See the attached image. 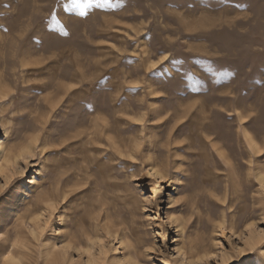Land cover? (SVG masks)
<instances>
[{"label": "rangeland", "instance_id": "1", "mask_svg": "<svg viewBox=\"0 0 264 264\" xmlns=\"http://www.w3.org/2000/svg\"><path fill=\"white\" fill-rule=\"evenodd\" d=\"M68 3L0 0V264H264V0Z\"/></svg>", "mask_w": 264, "mask_h": 264}, {"label": "bare ground", "instance_id": "2", "mask_svg": "<svg viewBox=\"0 0 264 264\" xmlns=\"http://www.w3.org/2000/svg\"><path fill=\"white\" fill-rule=\"evenodd\" d=\"M192 107V106H191ZM207 107V106H206ZM205 107V108H206ZM200 108V107H199ZM198 108V109H199ZM190 111V110H189ZM199 111V110H198ZM195 112V111H194ZM200 113V112H199ZM199 115V114H198ZM194 117V116H193ZM191 118V117H190ZM189 118V119H190ZM202 118V117H201ZM194 119V118H193ZM203 119V118H202ZM193 121V120H192ZM199 130V129H198ZM200 133V132H199ZM19 148V149H18ZM18 148H11L10 147V149L6 152V153H4V151H5V143L1 140L0 141V156L2 155V153H4V155L2 156V159L1 160H3V165L4 166H9V165H11L10 163L12 162V163H14V162H16L17 160H18V158H22L23 159V157L24 156H26L27 154H30V152H29V149H23V148H20V147H18ZM16 149H18V151L16 150ZM25 159V158H24ZM2 168V167H1ZM0 168V169H1ZM7 167H5L4 169H6ZM3 169V170H4ZM154 173V175H156V172H153ZM175 249V255H176V258H181V253H180V249L179 248H174Z\"/></svg>", "mask_w": 264, "mask_h": 264}, {"label": "snow or ice", "instance_id": "3", "mask_svg": "<svg viewBox=\"0 0 264 264\" xmlns=\"http://www.w3.org/2000/svg\"><path fill=\"white\" fill-rule=\"evenodd\" d=\"M107 3H108V0H69L68 9L70 11L77 10L79 11V14L83 16L85 15L84 10L86 8H90L93 4H97L98 6H103L104 4H107ZM61 31H63V28H61ZM152 67L153 69H155L156 65H153Z\"/></svg>", "mask_w": 264, "mask_h": 264}]
</instances>
